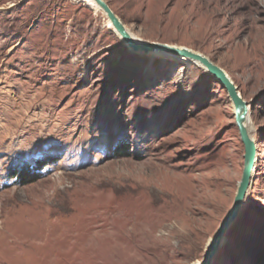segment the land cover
<instances>
[{
    "label": "rangeland",
    "instance_id": "1",
    "mask_svg": "<svg viewBox=\"0 0 264 264\" xmlns=\"http://www.w3.org/2000/svg\"><path fill=\"white\" fill-rule=\"evenodd\" d=\"M104 1L248 103L254 175L214 264H264V0ZM244 155L199 63L134 51L91 0H0V264H201Z\"/></svg>",
    "mask_w": 264,
    "mask_h": 264
},
{
    "label": "water",
    "instance_id": "2",
    "mask_svg": "<svg viewBox=\"0 0 264 264\" xmlns=\"http://www.w3.org/2000/svg\"><path fill=\"white\" fill-rule=\"evenodd\" d=\"M103 10L108 19L110 20L112 27L115 31L124 39V41L132 48L134 51L142 52H170L177 56L188 58L194 62L199 63L208 73H210L220 85L227 91L230 100L234 105L236 124L240 133L241 141L244 145L245 155H244V170L242 180L239 183L236 197L234 199L231 209L228 211L221 224L219 225L212 242L208 245L205 252L204 258L201 264H214L216 256L226 241L227 235L230 231L232 225L237 221L241 209L243 207L244 201L250 189L253 171L256 165L257 158V145L254 140L252 132H249L246 127V122L249 117V105L243 99L238 87L232 81L230 76L222 68L213 63L206 56L189 50L187 48H180L176 46H170L167 44L159 43H148L140 44L137 43L131 34L126 29L122 21L117 17V15L112 11L109 5L104 0H93Z\"/></svg>",
    "mask_w": 264,
    "mask_h": 264
},
{
    "label": "bare ground",
    "instance_id": "3",
    "mask_svg": "<svg viewBox=\"0 0 264 264\" xmlns=\"http://www.w3.org/2000/svg\"><path fill=\"white\" fill-rule=\"evenodd\" d=\"M92 2H94L93 0H91ZM94 3H96V2H94ZM99 7V6H98ZM134 40H135V38H134ZM137 43H141V44H145V43H142V42H138V40H135ZM156 52H162V51H156ZM163 53H166V54H170V55H174V56H176V57H181V56H177V55H175V54H172V53H170V52H163ZM183 58H185V57H183ZM185 59H188V58H185ZM188 60H190V59H188ZM192 61V60H191ZM246 127H247V129H248V131L250 132V126H249V117H248V119H247V122H246ZM254 175V174H253ZM212 242V240L210 241V243ZM201 263H202V261H201Z\"/></svg>",
    "mask_w": 264,
    "mask_h": 264
},
{
    "label": "trees",
    "instance_id": "4",
    "mask_svg": "<svg viewBox=\"0 0 264 264\" xmlns=\"http://www.w3.org/2000/svg\"><path fill=\"white\" fill-rule=\"evenodd\" d=\"M28 174H30L29 172H28ZM30 177V175H26V177L25 178H29ZM28 180V179H27ZM32 180V179H31ZM25 182H27L28 183V181H25ZM32 182V181H31ZM26 183V184H27Z\"/></svg>",
    "mask_w": 264,
    "mask_h": 264
}]
</instances>
